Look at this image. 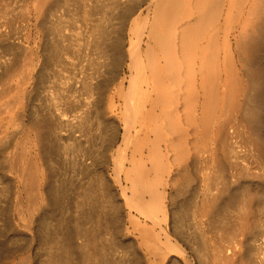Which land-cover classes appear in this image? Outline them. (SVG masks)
Listing matches in <instances>:
<instances>
[{
	"label": "bare ground",
	"instance_id": "6f19581e",
	"mask_svg": "<svg viewBox=\"0 0 264 264\" xmlns=\"http://www.w3.org/2000/svg\"><path fill=\"white\" fill-rule=\"evenodd\" d=\"M0 264H264V0H0Z\"/></svg>",
	"mask_w": 264,
	"mask_h": 264
},
{
	"label": "rangeland",
	"instance_id": "374dc122",
	"mask_svg": "<svg viewBox=\"0 0 264 264\" xmlns=\"http://www.w3.org/2000/svg\"><path fill=\"white\" fill-rule=\"evenodd\" d=\"M58 68H60L61 70H62V72H64V74L65 75H67V67H64L63 68V66H59ZM47 89V90H46ZM46 89L45 90H43L42 92H41V95L39 96V97H41V96H43V95H45L46 94V92L48 91V88L46 87ZM45 91V92H44ZM42 93H44V94H42ZM37 101V100H36ZM111 157V156H110ZM112 160V159H111ZM109 164V168L110 167H112V162L111 163H108ZM109 171H110V169H109ZM133 233V232H132ZM132 233H129L130 234V238L132 237V235H134V234H132ZM132 234V235H131ZM135 236V235H134Z\"/></svg>",
	"mask_w": 264,
	"mask_h": 264
}]
</instances>
